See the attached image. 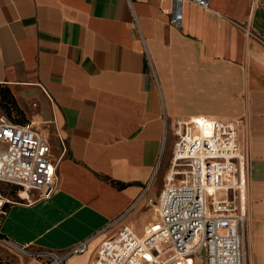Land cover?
Segmentation results:
<instances>
[{
  "label": "crops",
  "instance_id": "crops-1",
  "mask_svg": "<svg viewBox=\"0 0 264 264\" xmlns=\"http://www.w3.org/2000/svg\"><path fill=\"white\" fill-rule=\"evenodd\" d=\"M206 1L0 0V89L16 102L0 115L33 123L57 166L49 198L6 206L10 250L40 259L90 240L67 264H91L123 225L142 234L176 120L208 118L244 123L247 264H264V0Z\"/></svg>",
  "mask_w": 264,
  "mask_h": 264
},
{
  "label": "built area",
  "instance_id": "built-area-1",
  "mask_svg": "<svg viewBox=\"0 0 264 264\" xmlns=\"http://www.w3.org/2000/svg\"><path fill=\"white\" fill-rule=\"evenodd\" d=\"M173 2L208 8L206 0ZM181 18L178 11L172 22L180 26ZM243 124L240 120L177 119L164 187L157 198L146 200L155 220L142 234L123 225L101 242L91 264H247L249 160L242 144ZM49 154L47 139L33 123L20 125L0 115V183L19 188L20 199L22 191L28 196L36 192L40 199L53 194L57 166ZM9 204L12 201L0 194V222ZM89 242L61 254L33 255L51 259L52 264H67L69 258L87 253ZM3 243L13 245L5 239Z\"/></svg>",
  "mask_w": 264,
  "mask_h": 264
},
{
  "label": "rangeland",
  "instance_id": "rangeland-1",
  "mask_svg": "<svg viewBox=\"0 0 264 264\" xmlns=\"http://www.w3.org/2000/svg\"><path fill=\"white\" fill-rule=\"evenodd\" d=\"M3 109V108H2ZM5 112V110L3 109ZM169 141H166L163 154L160 157L159 160V170L157 173V176L160 174L161 175V170L160 166L164 164V161L166 157H168L167 149L170 146L169 144L171 143V136L168 138ZM159 175V176H160ZM18 188L12 185H5L4 183H0V194L5 198L13 199L17 193ZM248 223V222H247ZM246 232H247V224H246ZM249 240V238H248ZM0 259L2 260L3 264H52L51 259L47 258H40V259H35V258H30L23 256L21 257L18 255L15 251L10 250L3 242L0 241ZM69 264V263H68Z\"/></svg>",
  "mask_w": 264,
  "mask_h": 264
},
{
  "label": "trees",
  "instance_id": "trees-1",
  "mask_svg": "<svg viewBox=\"0 0 264 264\" xmlns=\"http://www.w3.org/2000/svg\"><path fill=\"white\" fill-rule=\"evenodd\" d=\"M0 105L7 112L9 116H11L12 110L14 111L16 110V102H15L14 96L12 95L11 91L8 88L0 89ZM17 194H18V191L16 195ZM3 238L4 237L0 234V239H3ZM0 264H3L1 259H0Z\"/></svg>",
  "mask_w": 264,
  "mask_h": 264
},
{
  "label": "bare ground",
  "instance_id": "bare-ground-1",
  "mask_svg": "<svg viewBox=\"0 0 264 264\" xmlns=\"http://www.w3.org/2000/svg\"><path fill=\"white\" fill-rule=\"evenodd\" d=\"M21 196H22L23 198H27L28 193L22 191V192H21Z\"/></svg>",
  "mask_w": 264,
  "mask_h": 264
}]
</instances>
